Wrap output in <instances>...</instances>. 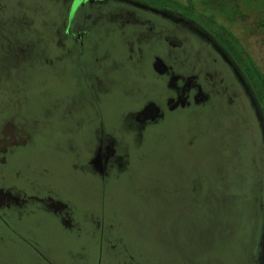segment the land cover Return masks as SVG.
<instances>
[{"label": "rangeland", "instance_id": "374dc122", "mask_svg": "<svg viewBox=\"0 0 264 264\" xmlns=\"http://www.w3.org/2000/svg\"><path fill=\"white\" fill-rule=\"evenodd\" d=\"M71 1L0 0V38L8 22L28 23L4 56L27 54L35 21L54 37L53 67L0 65V130L11 124L29 140L9 159L0 151V264H264V130L233 63L192 22L127 0L86 4L95 24L66 56L60 20ZM258 18L250 10L232 33L264 71ZM150 28L170 30L171 53ZM156 60L197 75L207 102L170 112ZM48 196L65 205L52 210Z\"/></svg>", "mask_w": 264, "mask_h": 264}, {"label": "flooded vegetation", "instance_id": "af4514ba", "mask_svg": "<svg viewBox=\"0 0 264 264\" xmlns=\"http://www.w3.org/2000/svg\"><path fill=\"white\" fill-rule=\"evenodd\" d=\"M91 1H93V0H72L68 6L67 11L65 12L62 19L60 20V25H61L60 31L62 34L61 40H62V42H64L66 40L65 44L64 43L62 44L65 49H66V46H69L67 44V42H69L70 39H75L76 37L77 38L78 37L79 38H86L87 37L86 32L83 31L85 25L87 27H90V24H93V25L95 24L94 21H92L89 16H85V14H84V13H86L85 12L86 4H90ZM104 1H106V0H97V2L99 4L103 3ZM74 7L77 9H76L75 13L72 15L69 12V10H71ZM136 7L142 9L145 12L149 11V12L153 13L155 19L159 18L160 20H167L169 23H172V24L177 23L174 20L168 18V16H164V15L160 14L156 10L148 9L147 7H144L143 5H140L138 3L136 4ZM77 13H79L78 17H76ZM82 19H85L83 24L80 23L82 21ZM135 21H137V20H134V21L130 20V22L133 24H136ZM77 22H79V23H77ZM114 22H116V21L114 20ZM13 24H17V23L16 22H8L7 26H8L9 34H3L0 38L1 55H3V57L6 56L5 60L2 59L0 61V65H3V64L9 65L10 66L9 67L10 73H11V70L18 69L20 72H24L25 74L28 72H30V73L40 72L44 67H53L54 66V64H53L54 60L49 59L48 56H50V49L53 46L52 42L54 40V37H52L49 40L50 43H48L47 40L44 38V32H40L42 30L36 27V25L38 24L37 21H35L36 25H34L30 28V30H31L30 34L32 36L35 35L37 37L34 40L32 39L31 43L27 44L28 46L31 47L28 50V52H26L27 54L22 53V55L24 57L20 58L21 57L20 54L9 53L12 51L7 49V55L4 56L3 50L5 47L3 46V43L5 41L22 40L21 33H23L24 30H28V23L24 27H21L20 25L17 24L16 28H14V30H12L11 26ZM39 26H41V23ZM41 27H44V26H41ZM78 28H79V30H77ZM32 29H34V30H32ZM149 32L151 34H153L152 39L154 40V42L155 41H156V43L161 42V41L166 42V44L169 48L168 50L171 53V50H172L171 48L174 46V44L171 43V41L169 40V37H171V35H172V33H169L170 30L169 31L164 30V32H163V31H160V28L157 31H153L150 28ZM10 43L14 44V42H10ZM55 43L58 44L59 40L55 41ZM67 50H69V49L67 48L66 51ZM14 52H15V50H14ZM68 53L69 52L67 51L66 56L68 55ZM57 58H58L57 63H60L59 58H61V56H59ZM162 61L165 63V60H162ZM167 66H168V69L166 67L163 68V70H162L163 73L161 75V78H166V76H167L168 80H167L165 87L166 88L168 87L169 93L172 94V96L169 95L166 99V106L170 112L173 111L174 108H175L174 110H176V108L182 109V107L183 108L190 107L191 104L196 106V105H202V104L207 102L208 95L206 93H204V90H203L204 88H203L202 84L198 83V76L197 75L183 76V75H179L180 73L175 74L174 73L175 71H173L172 67H170L169 65H167ZM191 70H192V68H191ZM193 71H194V69L191 71V73ZM9 76H10V74H9ZM98 80L100 81L99 78H98ZM190 101H192V103ZM4 128H7V125H5ZM5 130L6 131L0 130V151L2 152V154H5L6 158L9 159L12 156H14L16 149H18L19 147H27L29 145L28 144L29 140L26 139L27 137H25L24 133L22 134V133L16 132L13 129L11 124H9L8 128ZM6 160H5V162H6ZM109 161H111V159H109ZM93 163L95 164V161H93L91 164H93ZM111 164H112V162H111ZM100 166L102 168V169L100 168L101 170L96 169V171L99 173L102 172L104 169H106V167L104 165L101 164ZM103 174H105V172H103ZM0 194H1V192H0ZM0 197L2 198L3 196H0ZM2 199L4 200L5 197ZM7 200L15 201L14 199H12V197L10 195H7ZM0 201L2 202V200H0ZM46 201H48L51 204L52 210H55V209L60 210L65 205L64 202H62L58 199L57 200L51 199L50 196L47 197ZM1 202H0V207L2 205ZM21 202L18 203L19 207L21 206ZM29 205L27 207H29ZM2 208L4 209V207H2ZM70 250H72V249H70ZM38 259L40 262L42 261L41 257H39ZM97 264H101L100 257L98 258ZM118 264H120V263H118ZM124 264H127V263H124Z\"/></svg>", "mask_w": 264, "mask_h": 264}, {"label": "trees", "instance_id": "16d2710c", "mask_svg": "<svg viewBox=\"0 0 264 264\" xmlns=\"http://www.w3.org/2000/svg\"><path fill=\"white\" fill-rule=\"evenodd\" d=\"M153 9L175 22L186 19L193 23V28L201 37H204L214 45L221 53L233 63L242 85L248 90L250 100L256 109L259 121L264 130V71H261L248 51L243 46L241 39L232 33L236 23H240L249 17L252 9L259 11L261 18L255 19L254 25L264 28V0H198L202 3L203 11L196 9L197 1L188 0L184 4L180 0H127ZM223 19L228 24L224 25L217 20ZM263 18V19H262ZM261 23V25H260ZM260 25V26H259ZM264 32V29H263ZM153 43L155 44L156 41ZM161 60L159 65H153L154 70L159 71V66L165 68ZM165 64V63H164ZM165 73V72H164Z\"/></svg>", "mask_w": 264, "mask_h": 264}, {"label": "water", "instance_id": "95a60500", "mask_svg": "<svg viewBox=\"0 0 264 264\" xmlns=\"http://www.w3.org/2000/svg\"><path fill=\"white\" fill-rule=\"evenodd\" d=\"M161 60H156V65H159Z\"/></svg>", "mask_w": 264, "mask_h": 264}]
</instances>
